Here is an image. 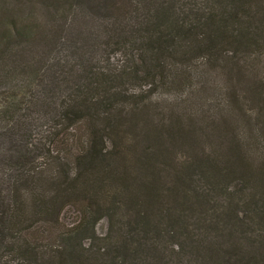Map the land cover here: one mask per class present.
I'll use <instances>...</instances> for the list:
<instances>
[{
  "label": "trees",
  "instance_id": "1",
  "mask_svg": "<svg viewBox=\"0 0 264 264\" xmlns=\"http://www.w3.org/2000/svg\"><path fill=\"white\" fill-rule=\"evenodd\" d=\"M40 2L61 11L72 0ZM105 5L119 17L138 18L137 24L110 43L118 62L77 67L82 80L62 97L51 86L40 88L49 82L43 73L51 64L31 52L43 40L52 45L46 63L56 60L51 54L61 50L50 44V34L34 20H0V86L9 85L0 90V264H172L163 254L165 237L196 239L200 253L193 264H218L220 239L207 243L198 235L208 227L226 234L215 226L213 213L236 214L239 198L224 197L227 212L215 207V193L226 194L221 181L236 173L250 177L258 185L251 207L263 214L264 173L255 176L249 156L255 143L248 135L239 156L195 151L174 164L177 148L186 153L188 132H196L190 120L198 112L182 104L189 100L187 91H196V73L208 62L230 72L241 90L262 102L264 116V0ZM161 89L181 96L169 103L158 98ZM160 101L173 106L171 118ZM240 101L234 110L252 119L256 112L252 116L246 100ZM225 119L239 125L237 115ZM40 124L47 131L29 144ZM16 133L22 138L16 140ZM171 153L177 156L170 159ZM192 216L201 227L184 221ZM105 218L108 232L100 235L97 226ZM166 222L176 229L168 230Z\"/></svg>",
  "mask_w": 264,
  "mask_h": 264
},
{
  "label": "rangeland",
  "instance_id": "2",
  "mask_svg": "<svg viewBox=\"0 0 264 264\" xmlns=\"http://www.w3.org/2000/svg\"><path fill=\"white\" fill-rule=\"evenodd\" d=\"M6 19L11 23H17V21L32 23L34 20V22L41 24V28H44L48 35L50 34L53 41L50 44H58L57 47L61 50L59 55L51 54V57L57 59L51 58L48 63H46L47 52H50L52 45H47L45 41L41 40L31 47V52L34 53L32 57L44 64H51L43 73L49 82L41 84L40 88L48 89L51 86L55 94L61 95V97L68 93L69 85L72 86L74 83L81 82L80 71L76 69L77 67L87 68L89 62L96 61H99L100 64H106V61L109 63L118 62L120 59L119 52L110 54L112 47L109 45L116 41L118 35L125 32L126 29H130L138 21L136 17H119L118 14L108 9L105 0H72L71 5L61 11L46 6L40 0H0V20ZM118 22L121 23L118 24ZM52 64L54 68H50ZM119 64L116 63L115 65ZM49 68L50 70H48ZM260 74L264 76V73ZM196 75L198 80L194 86L196 91H187L189 100L182 104H187L188 110L198 112L190 120V123L195 125L193 130L196 132H188L186 142L191 143L190 149L187 147V152L181 154L180 147L177 148L175 153H178V159L175 160L174 164L180 163L185 155L192 154L195 156V151H205L215 158L239 156L240 148L245 142L244 136L248 135L255 143L249 155L252 159L251 163L255 165V176L261 177L264 173L262 166V164L264 165V116L261 115L259 109L263 103L256 101L248 90H241L236 78L220 66L212 69L207 62L202 69L198 70ZM58 77H67L66 82L57 85L55 80ZM252 79L244 80L245 84L249 86ZM67 80H70L69 83ZM7 83L8 81H5L3 85ZM7 87L9 85L0 86V90ZM159 93L160 97L158 98H164L173 104L178 96H181V92L172 89H161ZM243 98L248 105L246 110L251 111L252 116L256 112L252 119L244 117L240 110H234L241 105L240 99ZM159 107L167 113L166 116L169 118L173 116L171 114L173 106H168L162 101ZM226 115L232 119L237 115L239 125H229L230 120L225 119ZM43 131H47L46 126L38 125L32 133L33 137L29 144L35 143L42 136ZM13 136L16 140L22 138L17 133ZM192 145L197 150H193ZM245 149L248 148L245 147ZM175 153H171L170 159L176 155ZM236 163L237 165L240 164L238 161ZM220 164L224 167L230 166L224 162H220ZM239 166L243 170L241 164ZM247 166L252 165L247 163ZM252 169L254 168L252 167ZM246 173L250 175L249 172ZM220 186L226 188V194L217 196L215 193V207L218 206V209L227 212L228 209L225 206L227 201L224 197L239 198L234 200L236 208L233 207L236 209L237 215L235 212H232L231 215L223 214V212H217V215L213 213L217 220L215 226L219 229L225 228L221 232H225L227 235L217 234L218 230L213 232L208 227V231L200 230L198 236L205 239L207 243H211L210 239L213 241L216 238L220 239V244L223 246L220 247L221 253L218 264H264V213L259 214L260 208L253 209L250 204V198L254 195L253 192L258 186L257 183L242 173H236L231 179L221 181ZM196 217L185 218L184 221H187L191 228L201 227L202 223L195 221ZM164 225L170 230V224L168 225L166 222ZM170 226L172 227L171 232L176 229V226ZM108 227L109 221L106 218L100 221L97 226L98 234L106 235ZM195 240L184 241L182 238L165 237L161 242L163 243V254L168 260L173 261L172 264H193L194 257L200 253ZM88 242L91 244V241ZM191 246L195 248L193 249ZM178 259L179 261L176 262ZM198 262L203 263V259H199ZM157 264H161V262L158 261Z\"/></svg>",
  "mask_w": 264,
  "mask_h": 264
}]
</instances>
